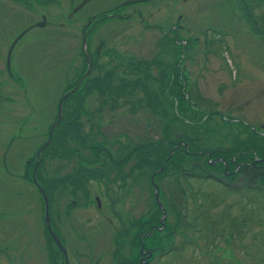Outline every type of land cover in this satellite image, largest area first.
Returning a JSON list of instances; mask_svg holds the SVG:
<instances>
[{"label":"rangeland","instance_id":"rangeland-1","mask_svg":"<svg viewBox=\"0 0 264 264\" xmlns=\"http://www.w3.org/2000/svg\"><path fill=\"white\" fill-rule=\"evenodd\" d=\"M145 2L133 9L128 7L127 18L109 24L106 32L93 39L88 45L93 55L85 54L83 47H87L78 31L85 17L62 29L34 32V37L20 42L10 60L12 77L5 74L12 39L3 41L0 96L6 101L0 100V157L4 158L5 147L14 137L13 153L6 158L10 160L15 153L13 160L18 165L10 166L17 176L9 179L0 161V188L4 187L6 195L11 190L19 195L13 197V204H5L6 209L17 210L18 214L7 220L10 225L0 226V264H64L52 234L51 241L48 237L42 194L31 185L33 169L38 183L47 186L50 181V219L54 227L62 229L72 247L71 264H117L112 251L119 246L124 254L129 252L128 247L115 242V230L120 231L118 217L127 221L128 217L134 220L145 216L156 186L163 189L166 223L173 230L169 231V238L173 235L165 242L166 248L180 246L185 236L191 240L189 228L183 226L186 222L195 226L193 215L199 200L205 210L216 205L222 187L212 180L205 183L191 179L186 187L178 173L158 175L163 168L156 175L162 169L161 158L174 143L181 140L193 152L214 151L210 152L214 158L223 152L219 161L224 163L236 156L234 151L247 137L241 122L264 136V0ZM57 7H51L50 19L61 16L58 21L66 22L64 15L70 8ZM34 16L40 18L39 14ZM161 24L162 32L169 35L162 34ZM174 25L178 34L171 36ZM214 42L217 47L212 48ZM178 64L182 77L175 76ZM179 78L196 82L193 87L207 100L208 111L198 110L201 107L191 102V110L185 108L182 87L175 85ZM75 89L65 101L62 129H58L55 143L52 141L44 151L41 162L36 161L40 146L48 141L58 119L61 98ZM30 133L34 135L32 144ZM98 143L100 148L108 149V155H102L99 162H90ZM31 145L33 149L27 153ZM180 153L189 161L184 150ZM201 158L207 165L211 164L209 160L214 161L212 156ZM88 163L93 166L85 170ZM66 165L82 169L67 175ZM100 168L105 171L103 177ZM93 169L96 171L90 173ZM261 169L250 175L256 189L264 179V163ZM87 180L93 182L90 187L86 186ZM181 192L184 195L179 199ZM196 192L197 197L192 195ZM96 196L102 201V210ZM240 198L228 196L213 208V225L225 208L232 207L236 215L240 203L246 204ZM88 221L93 226L87 227ZM107 221L110 226L103 225ZM94 227L90 235L88 231ZM82 230L90 238L83 244L78 241ZM229 231L213 256L206 254L202 241H197L195 250L154 264H264L263 222L245 223L239 235ZM73 247L84 256L74 258Z\"/></svg>","mask_w":264,"mask_h":264},{"label":"flooded vegetation","instance_id":"flooded-vegetation-1","mask_svg":"<svg viewBox=\"0 0 264 264\" xmlns=\"http://www.w3.org/2000/svg\"><path fill=\"white\" fill-rule=\"evenodd\" d=\"M145 1H147V0H0V59L3 55V41H5L6 39L7 40L12 39L10 46L8 48V52H7L8 53V61H7V65H6L7 69L5 70L6 71L5 74H7V76H11V77L13 76V69H12V66H10V60H12L11 59L12 55L14 54V51L16 50V48L20 44V42H22L26 38L34 37L33 36L34 32L39 34L38 33L39 31L45 30V29L46 30H51V28H61L62 29L69 22L73 23L76 21H80L84 17H85L84 18L85 23L81 24L78 31H79L80 35H82L81 41H82L83 46L87 47V49L85 47H83V49L85 50V54L88 55V54L92 53V55H93L94 52L91 49L90 50L88 49V45L93 43V39L95 37H97V35H102L103 32H106L105 28L109 24L113 23L116 20H120V18H127L129 15V9H133L137 5L147 4ZM148 1H150L152 3V0H148ZM155 1H157V0H155ZM54 5H58L57 8H60L63 5L68 6L70 8V12H68L67 14L64 15V17L66 16V18H67L65 20L67 23L58 21V20H60L61 16L56 18V19H50V14L52 13L51 7ZM128 7H129V9H127ZM78 9H79V11L76 12ZM53 12H55V11H53ZM34 13L39 14L40 18L35 19ZM47 15L49 16V19H48ZM7 21H9L8 25L5 24ZM57 23H59V24H57ZM52 25H54V26H52ZM160 27H161L160 29L162 32L163 31V24H161ZM173 31H174V33H173ZM162 34L169 35V33H163V32H162ZM170 34H171V36L178 34V31L176 30L175 25L173 26V30L171 31ZM89 39H91V43L89 42ZM45 49L46 48H44V47L42 48V50H45ZM97 55H100L101 57L104 58V56H102L101 54H97ZM96 58H100V57H96ZM119 64H123V63H119ZM73 65H74V63H72L70 65L69 69L67 70L65 80H67V78L70 74V71L73 68ZM126 67H128V66H126ZM170 68H172V67H170ZM23 73H24V71H23ZM176 73H178V75H175V76H178V77H182L184 74L182 72V70L180 69L179 64L176 66ZM24 74H26V73H24ZM195 83L196 82L193 80H191V83H189L187 80H181V78H179V82L176 83L175 85L177 87L178 86L182 87L181 96L184 97V102L186 104V106H185V104H184V106L186 109L191 110V107L188 106L189 103L191 102L192 104H195V105L201 107V108H198V110L208 111L207 108L205 107V105L202 106L199 104V102H197L196 100H193V97L191 94L193 92V89L195 90V87H193L195 85ZM0 87L2 88V81H0ZM0 100H3L2 102L6 101L5 99H3V96H0ZM12 101L14 102V100H12ZM64 104H65V102H64ZM59 105H60V103H59ZM58 116H59V111H58ZM63 118H64V105H63V116H62L61 123L63 122ZM30 119L32 120L33 118L30 117ZM52 127H53V125H52ZM23 131H24L23 128H21L20 132L22 133ZM32 133L29 134L30 141L33 140V137H34V135H31ZM50 135H51V131L49 134L48 141L50 140ZM177 139H178V137H177ZM53 142L55 143L54 139H53ZM16 144L19 146L18 143H16ZM31 144H32V141H31ZM45 144L40 146V149L38 150L37 155ZM14 145H15V138L13 137V138L9 139V144L5 147L4 158L0 157L1 158L0 161L2 162V164H4L5 169L9 173L8 175H5V176H6V178H9V179H13L14 177L17 176L16 173H12V171L9 170L10 166L15 168L18 165L17 164L15 166L16 161L13 160L14 156H16L15 153L12 155L10 160H9V158H6V156H9L13 153V146ZM33 146L34 145H31V147L29 146V148H27V153H28V151L33 149ZM47 148H45V150ZM181 149L184 150L186 152V154H188L190 156V159H193V160L190 161V159H189V161H188V160H184V158L182 159L179 156H176L175 159L171 161L170 166L166 170V174L168 173V174L174 175V173L178 170L181 174L180 175L181 180L184 181V183L186 184V187H188V182L191 179H192V181L198 180L200 182H205V183L207 180H215L218 182V184L221 187L222 186L223 187L229 186L231 183L239 184V183H241V181L243 180L244 177H249L251 179L250 175H254L255 173H257L256 170H262L261 167H262V164L264 163V159L258 158V157H255V159L252 160L251 162H249V161L243 162L241 159L234 157L231 160L232 163H230V161H228V160H226V162L223 163V162L219 161L220 159H222L221 158L222 154H221V156H217L219 158H214L215 154L210 153V152H214V151L204 152V150H203V151H194L193 152V151H190L189 146H187V144L181 140L179 142L174 143V146L172 148V151L174 153L176 152V150H181ZM93 150H94V157H93V159L89 160L90 162H99V160H101V156L105 155V153L108 151V149H106V148H100L99 143L97 144L96 147H94ZM20 151H21V149H20ZM44 151L40 155L39 159L37 158V155H36V161L39 160V162H41L43 160ZM106 155H108V154L106 153ZM216 155H218V154L216 153ZM204 156H207L209 158L212 156L214 161L212 160L213 161L212 162L209 160L208 162H211V164L209 163V166H208L205 164L206 162L204 161V159L201 158ZM195 158H197V159H195ZM169 159L165 160L163 162V164L161 165L162 168L165 169V167L167 166L166 163L169 161ZM261 160H263V161H261ZM118 164L122 165L123 162H120ZM221 164H223V166H221ZM234 164H235V166H233ZM91 166H93V164L88 163L85 165L84 168H85V170H87L88 167H91ZM64 168H66V170L68 171L67 175H69V174L74 175L75 172H78L82 169V168H78L75 166V169H76L75 170L74 168H70L69 165H66ZM95 171H96V169H93L90 171V173H94ZM78 173H80V172H78ZM100 174H101V177H103L105 175V171H103L101 168H100ZM25 177L28 178V176H25ZM34 178H35V175H34V169H33L32 178L30 176L31 185L36 187V189H38V191L42 194L39 187L35 184ZM64 178L67 179L68 181L71 180L69 176L68 177L65 176ZM140 178L144 179L141 175H140ZM87 181H88V184L85 182L86 186L90 187V185L93 184V182L90 180H87ZM244 182H247V181H244ZM38 184L44 189L46 196L48 197V203H49V208H50V198H49L50 196H49L48 191H47L50 189V186H49L50 181H47V186L44 184H40V183H38ZM3 188L4 187L0 188V210H2V211H0V226L1 227H4V225L8 223L7 220L9 218L12 219V218L16 217V216H13L14 214H16V212L18 214L17 210L16 211L15 210L10 211V210L6 209L5 204H8V203L13 204V199H14L13 197L15 195H19L18 192H16L15 190H11L10 193L8 195H6V192L3 190ZM158 189H159V200H158L157 195H156V189H154V191L152 193L155 196L152 194L153 202L150 205V208L145 212V216L142 215L140 218H138V219L135 218L134 220H133V218L128 217L127 221H125V218H122V221H121L120 216L118 217L119 221H120V223H118L120 225V227H119L120 231L117 229L115 230L116 235H117V233H118V235H117V239H116L117 241L115 240V238H114V240H115V242H117L116 243L117 245H121V246L125 245L126 247H128L129 252L127 254H124L120 249L121 247H119V246L115 249V251H112L113 257L117 258V260H116L117 264H154V263H159L162 260L169 258V257H172V256L178 257L177 250H178V248H180L179 244L177 246L175 245L174 247L172 246L171 248H166V245H165V242H167L173 235L172 234L171 237L169 238V231H171V233H172L173 230L169 229L168 224L166 223L167 219H168V214H167L168 210L166 209V205L163 202V199H164L163 198V192H162L163 189L161 187H158ZM109 193H112V189L109 190ZM172 194L174 197H176L178 193L172 192ZM183 195H184V193L181 192L179 199H182ZM192 195L196 196V197L198 196L197 192L192 194ZM42 197L44 200L43 194H42ZM170 198H172L171 195H170ZM96 201H97L98 208L101 207V210H102V201L98 196H96ZM199 203H200V200H199ZM44 204H45V200H44ZM14 205H16V204L14 203ZM80 210H82V209H80ZM45 211H46V206H45ZM58 215H60V212ZM194 217H195V215H193V219H194ZM76 218H77V220L81 221L80 217L76 216ZM90 220L93 223H94V221H97L94 219H90ZM102 223H103V225L108 224V226H110L109 221L102 222ZM85 224H87V223H84V225ZM189 224H190V226L192 225L191 223L186 222L183 227L186 226L185 228H189L190 227ZM8 225H10V224L8 223ZM95 225L97 227L98 224H95ZM52 226H53L52 229H53L54 233L57 235V237L62 242L64 248L66 249V252L68 254V264H71L72 262L70 259L69 250L72 247H70L68 245V242L66 241V238H65V235H64L62 229L57 228L56 226L54 227V224H52ZM90 226H93V224H91L90 221H88L87 227H90ZM46 227H47L48 237L50 240V238L52 236H51L50 229L47 225V222H46ZM96 227L89 229L88 232L90 235H93V231L96 229ZM190 232L191 231H189V237L191 239ZM78 237L80 239V240L78 239V241L79 242L81 241V243L83 240L87 241L88 239H90L88 237V234L84 233L83 230L78 233ZM126 237H129V238L126 240ZM184 240H187L186 236L182 239V242ZM54 242H55V245L57 247L56 249H58L60 252V257H62L64 264H66L62 249L59 247V245L57 244V242L55 240H54ZM88 247H90V251L93 250L92 242L88 245ZM160 248H162V250ZM73 251L76 253L74 258H77V257L82 258L84 256L78 252L77 247H73ZM47 256H48L47 259L50 260V256H51V250L50 249L48 251ZM12 259L14 260V257H12ZM15 259L18 260V259H23V258L22 257H18V258L15 257ZM100 263L101 262H99V264ZM75 264H77V262H75Z\"/></svg>","mask_w":264,"mask_h":264},{"label":"trees","instance_id":"trees-1","mask_svg":"<svg viewBox=\"0 0 264 264\" xmlns=\"http://www.w3.org/2000/svg\"><path fill=\"white\" fill-rule=\"evenodd\" d=\"M222 42L223 41H221V43ZM215 47H217V44L214 42L212 48ZM197 92L198 90L196 88L195 90L193 89V92L191 94L193 100H196L197 102L202 101L203 102L202 106H204L207 100H205ZM57 120L55 121L54 124H56ZM61 124L54 131V141L55 138L57 137L58 131L62 129ZM241 124L243 125L247 133V137L245 138V140H242L239 143V146L234 151V154L236 155L234 157L241 159L243 162L245 161L251 162L252 160L255 159V157L264 158V136H260L257 133H255L251 125L242 122ZM237 142H239L238 139ZM170 145H172V143H170ZM180 151H182V149L176 150V152L173 154L171 159L166 163L167 166L165 167V169L158 175L163 176V174L166 173V170L170 166L171 161L174 160L176 156H179L182 159L184 158L183 155L180 153ZM171 152L172 149L168 152V154L166 153L165 156L161 158V162H162L161 165L165 160H168ZM221 153L223 156V152ZM234 157L231 156L227 160L230 161V163H232L231 160ZM177 173L180 174L178 170L174 174ZM244 178L242 182L238 184L237 187H235L234 184L232 183L229 186H225V187L222 186L219 198L215 203L216 204L215 207L213 205V208L219 207L220 204L224 201V199L231 195L241 196L242 197L240 198L241 202H244L245 200L246 204L240 203L239 212L236 215L232 213V209H233L232 207L225 208L222 214L220 215V217L218 218V222L215 223V225H213V218L216 216V214L212 213L213 208L209 206V208L205 210L204 207H201V204L199 203L197 212L194 217L195 226L192 225L190 226L189 224L190 226L189 231H191L190 232L191 240L188 239L184 240L180 244L179 246L180 248H178L177 250L178 256L181 255L184 251L195 250L197 241H202L204 244V251L206 252V254H208L209 256H213L217 252L219 243L224 242L223 239L226 240V234H229L228 230L231 231L235 230V232L238 233L239 235V230L241 231L244 228L245 223H252L254 221L259 223L260 222L264 223V203L262 204V200H261V197L264 199V179H262L261 183L258 185L259 187L256 189L253 186V183L251 182L253 177L251 179L249 177H244ZM212 182L214 184H218V182L215 180H212ZM250 193H252V195ZM253 193L255 194L253 195ZM247 194H250L251 197L247 196ZM201 232L202 234H200Z\"/></svg>","mask_w":264,"mask_h":264},{"label":"water","instance_id":"water-1","mask_svg":"<svg viewBox=\"0 0 264 264\" xmlns=\"http://www.w3.org/2000/svg\"><path fill=\"white\" fill-rule=\"evenodd\" d=\"M89 71L88 70V74H89ZM87 74V75H88ZM76 92V89L75 90H72L68 93H66L62 98H61V101H60V106H59V116H58V120L56 122V124H54V126L52 127L51 129V135H50V140L42 147V149L39 151L38 155H37V158L39 159L40 158V155L43 153V151L45 150V148H47L53 141V136H54V131L55 129L58 127V125L61 123L62 121V116H63V105H64V102L66 100V98L72 94ZM37 166H38V163H37ZM163 170V168L159 171V173ZM35 178H34V182L35 184L39 187L40 191L42 192L43 196H44V200H45V206H46V222H47V225L50 229V232L54 238V240L57 242V244L59 245V247L62 249L63 251V254H64V257H65V261H66V264H68V254L66 252V249L64 248L62 242L60 241V239L57 237V235L54 233L53 229H52V223H51V219H50V214H49V203H48V197L46 196V193L44 191V189L38 184L37 182V179H36V172H35ZM235 187H237V185H235ZM156 195H157V198L159 200V189L158 187L156 186ZM160 202V201H159Z\"/></svg>","mask_w":264,"mask_h":264},{"label":"bare ground","instance_id":"bare-ground-1","mask_svg":"<svg viewBox=\"0 0 264 264\" xmlns=\"http://www.w3.org/2000/svg\"><path fill=\"white\" fill-rule=\"evenodd\" d=\"M172 154H173V152H171V154H170V157H169V158H171ZM169 158H168V159H169ZM261 161H263V160H261Z\"/></svg>","mask_w":264,"mask_h":264}]
</instances>
